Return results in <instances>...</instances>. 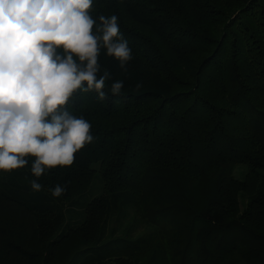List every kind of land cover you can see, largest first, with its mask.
Instances as JSON below:
<instances>
[{
    "label": "trees",
    "instance_id": "1",
    "mask_svg": "<svg viewBox=\"0 0 264 264\" xmlns=\"http://www.w3.org/2000/svg\"><path fill=\"white\" fill-rule=\"evenodd\" d=\"M99 14L132 49L126 73L99 58L122 92L72 98L94 140L41 191L31 160L0 172V264H264V0H96Z\"/></svg>",
    "mask_w": 264,
    "mask_h": 264
},
{
    "label": "clouds",
    "instance_id": "2",
    "mask_svg": "<svg viewBox=\"0 0 264 264\" xmlns=\"http://www.w3.org/2000/svg\"><path fill=\"white\" fill-rule=\"evenodd\" d=\"M96 0H0V172L11 174L31 160L33 191L39 178L70 167L94 140L92 124L69 110L78 93L103 101L119 96L123 81H112L100 55L123 72L133 59L117 14L93 17ZM139 87V85L137 86ZM66 188L50 190L59 198Z\"/></svg>",
    "mask_w": 264,
    "mask_h": 264
},
{
    "label": "rangeland",
    "instance_id": "3",
    "mask_svg": "<svg viewBox=\"0 0 264 264\" xmlns=\"http://www.w3.org/2000/svg\"><path fill=\"white\" fill-rule=\"evenodd\" d=\"M239 177H243V175H239ZM99 193H101V181L96 179L92 187L86 193L84 199L89 201L93 197L97 196Z\"/></svg>",
    "mask_w": 264,
    "mask_h": 264
}]
</instances>
